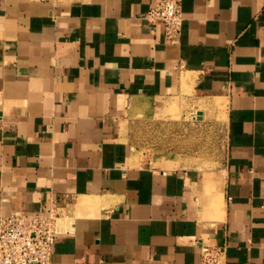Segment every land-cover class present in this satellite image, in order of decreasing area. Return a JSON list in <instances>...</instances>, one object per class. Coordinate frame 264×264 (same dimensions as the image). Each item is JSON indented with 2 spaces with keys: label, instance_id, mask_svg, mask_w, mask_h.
I'll return each mask as SVG.
<instances>
[{
  "label": "crops",
  "instance_id": "obj_1",
  "mask_svg": "<svg viewBox=\"0 0 264 264\" xmlns=\"http://www.w3.org/2000/svg\"><path fill=\"white\" fill-rule=\"evenodd\" d=\"M157 1L0 0V212H54L51 264H264V0H178L176 44ZM178 96L223 112L220 175L131 157Z\"/></svg>",
  "mask_w": 264,
  "mask_h": 264
},
{
  "label": "rangeland",
  "instance_id": "obj_2",
  "mask_svg": "<svg viewBox=\"0 0 264 264\" xmlns=\"http://www.w3.org/2000/svg\"><path fill=\"white\" fill-rule=\"evenodd\" d=\"M197 110L202 112L200 119ZM126 120L125 138L133 159L154 166H177L220 175L224 153L223 133L219 129L223 112L220 109L215 114L210 101L178 96L165 114L128 112ZM211 191L204 189V196L212 195ZM63 228L55 219L56 232Z\"/></svg>",
  "mask_w": 264,
  "mask_h": 264
},
{
  "label": "built area",
  "instance_id": "obj_3",
  "mask_svg": "<svg viewBox=\"0 0 264 264\" xmlns=\"http://www.w3.org/2000/svg\"><path fill=\"white\" fill-rule=\"evenodd\" d=\"M178 0H158L142 15L159 25L168 44H176L181 35L182 17ZM56 215H4L0 212V264H51V245L56 233ZM200 264H225L224 250L199 246Z\"/></svg>",
  "mask_w": 264,
  "mask_h": 264
},
{
  "label": "water",
  "instance_id": "obj_4",
  "mask_svg": "<svg viewBox=\"0 0 264 264\" xmlns=\"http://www.w3.org/2000/svg\"><path fill=\"white\" fill-rule=\"evenodd\" d=\"M198 118L200 119L202 117L201 112L197 113Z\"/></svg>",
  "mask_w": 264,
  "mask_h": 264
},
{
  "label": "bare ground",
  "instance_id": "obj_5",
  "mask_svg": "<svg viewBox=\"0 0 264 264\" xmlns=\"http://www.w3.org/2000/svg\"><path fill=\"white\" fill-rule=\"evenodd\" d=\"M195 114V113H194Z\"/></svg>",
  "mask_w": 264,
  "mask_h": 264
}]
</instances>
